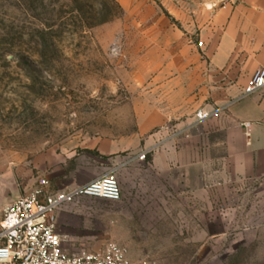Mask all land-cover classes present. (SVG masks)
Instances as JSON below:
<instances>
[{"label":"rangeland","instance_id":"374dc122","mask_svg":"<svg viewBox=\"0 0 264 264\" xmlns=\"http://www.w3.org/2000/svg\"><path fill=\"white\" fill-rule=\"evenodd\" d=\"M254 1L0 0V217L41 179L54 193L115 175L119 201L60 210L84 211L70 228L90 247L264 264V184L226 181L204 124L236 66L220 51L242 46L226 29Z\"/></svg>","mask_w":264,"mask_h":264},{"label":"crops","instance_id":"0c3cea01","mask_svg":"<svg viewBox=\"0 0 264 264\" xmlns=\"http://www.w3.org/2000/svg\"><path fill=\"white\" fill-rule=\"evenodd\" d=\"M250 5L244 11L245 15L237 14L232 17L226 29L224 40H239L242 41V46L234 53L220 51L221 61L232 57L231 61H234L236 66L231 71L228 69L222 71L221 74L226 81L221 84L222 97L218 101L221 110L216 116L204 122L214 124L208 134L215 135V139L206 138L207 143L213 142L219 149L220 154L216 158L223 165L222 171L229 175L225 180L235 185L254 182L264 184V88L244 95L249 80L258 69L264 67V11L256 10L264 8V0L254 1ZM238 24L241 26L237 29ZM245 41L255 42L249 46ZM204 136L206 137L205 134ZM164 152L156 154L155 163L160 162L162 156L169 154L167 151ZM170 156L172 158L175 154ZM170 165L174 168L172 167L174 163ZM170 180L174 184V178ZM133 196L135 195L130 193L127 200L129 202L134 200ZM82 214L84 211L58 213L60 232L67 238V246H71L72 243L89 245L85 240L86 235L77 234L76 228H70L74 225L72 223L74 217L83 220ZM80 226H83L82 222Z\"/></svg>","mask_w":264,"mask_h":264},{"label":"built area","instance_id":"2783aa9c","mask_svg":"<svg viewBox=\"0 0 264 264\" xmlns=\"http://www.w3.org/2000/svg\"><path fill=\"white\" fill-rule=\"evenodd\" d=\"M264 88V67L249 80L244 95ZM208 113H199L201 119ZM146 155H142L145 159ZM49 182L41 179L36 187L7 203L0 217V264H151L144 258L131 259L125 245L108 242L101 248L72 243L60 232L58 213L81 199L119 201L121 187L115 175L97 178L85 185L51 193Z\"/></svg>","mask_w":264,"mask_h":264},{"label":"trees","instance_id":"16d2710c","mask_svg":"<svg viewBox=\"0 0 264 264\" xmlns=\"http://www.w3.org/2000/svg\"><path fill=\"white\" fill-rule=\"evenodd\" d=\"M39 31V30H38ZM40 41H37V44H39Z\"/></svg>","mask_w":264,"mask_h":264}]
</instances>
